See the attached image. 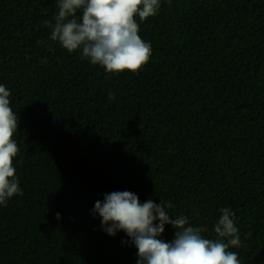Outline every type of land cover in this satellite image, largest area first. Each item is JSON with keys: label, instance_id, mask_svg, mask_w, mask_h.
<instances>
[{"label": "trees", "instance_id": "1", "mask_svg": "<svg viewBox=\"0 0 264 264\" xmlns=\"http://www.w3.org/2000/svg\"><path fill=\"white\" fill-rule=\"evenodd\" d=\"M57 14V0H0L23 192L0 205V264H137L130 238L93 214L122 191L171 202L170 218L206 238L229 208L242 241L230 250L264 264V0H161L137 17L149 62L110 78L50 39L43 22Z\"/></svg>", "mask_w": 264, "mask_h": 264}, {"label": "clouds", "instance_id": "2", "mask_svg": "<svg viewBox=\"0 0 264 264\" xmlns=\"http://www.w3.org/2000/svg\"><path fill=\"white\" fill-rule=\"evenodd\" d=\"M160 7L161 0H57L58 14L43 23L52 41L69 53L80 50L82 58L102 67L110 78L124 71L137 73L149 62L152 47L139 35L137 17L142 23L157 15ZM11 95L0 84V205L4 206L10 198L23 195L13 165L20 149L13 139L19 119L9 106ZM109 99H115V93L110 92ZM172 207L164 201L141 204L136 194L122 191L96 201L93 214L102 218L107 234L123 231L130 238L138 250L137 264H241L238 254L230 250L242 247V241L229 208L223 209L211 229L215 237L206 238L207 226H193L183 214L170 218ZM166 224L176 230L171 242L160 238Z\"/></svg>", "mask_w": 264, "mask_h": 264}]
</instances>
